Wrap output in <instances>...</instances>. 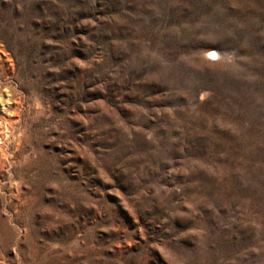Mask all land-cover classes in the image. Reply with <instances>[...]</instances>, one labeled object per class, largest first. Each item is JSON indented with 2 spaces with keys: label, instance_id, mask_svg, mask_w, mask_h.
Listing matches in <instances>:
<instances>
[{
  "label": "rangeland",
  "instance_id": "rangeland-1",
  "mask_svg": "<svg viewBox=\"0 0 264 264\" xmlns=\"http://www.w3.org/2000/svg\"><path fill=\"white\" fill-rule=\"evenodd\" d=\"M0 105V264H264V0H0Z\"/></svg>",
  "mask_w": 264,
  "mask_h": 264
},
{
  "label": "bare ground",
  "instance_id": "bare-ground-1",
  "mask_svg": "<svg viewBox=\"0 0 264 264\" xmlns=\"http://www.w3.org/2000/svg\"><path fill=\"white\" fill-rule=\"evenodd\" d=\"M1 106V105H0ZM18 112L8 106H1L0 109V170L3 169L7 162L6 154L8 153L7 144L11 139L13 128L16 127ZM14 135V134H13ZM14 136H12L13 138ZM12 143V142H11ZM11 143H9L11 145Z\"/></svg>",
  "mask_w": 264,
  "mask_h": 264
},
{
  "label": "water",
  "instance_id": "water-1",
  "mask_svg": "<svg viewBox=\"0 0 264 264\" xmlns=\"http://www.w3.org/2000/svg\"><path fill=\"white\" fill-rule=\"evenodd\" d=\"M214 54V53H213ZM213 54L211 55V57H213ZM214 57H215V54H214Z\"/></svg>",
  "mask_w": 264,
  "mask_h": 264
},
{
  "label": "snow or ice",
  "instance_id": "snow-or-ice-1",
  "mask_svg": "<svg viewBox=\"0 0 264 264\" xmlns=\"http://www.w3.org/2000/svg\"><path fill=\"white\" fill-rule=\"evenodd\" d=\"M213 58H215V57H214V54H213Z\"/></svg>",
  "mask_w": 264,
  "mask_h": 264
}]
</instances>
